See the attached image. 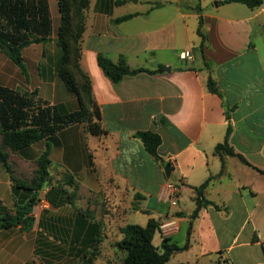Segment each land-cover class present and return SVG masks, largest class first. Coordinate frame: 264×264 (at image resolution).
<instances>
[{"label":"crops","instance_id":"obj_1","mask_svg":"<svg viewBox=\"0 0 264 264\" xmlns=\"http://www.w3.org/2000/svg\"><path fill=\"white\" fill-rule=\"evenodd\" d=\"M114 1L90 0L81 40L80 65L106 133L93 135L74 124L19 152L0 135L15 177L33 179L46 144L51 161L49 181L30 214L33 226L0 231V264L78 263L94 248L96 260H115L124 256L117 247L120 229L145 227L150 219L169 224V235L158 231L153 240L159 252L164 242L176 247L165 264H264V4L250 9L218 2L210 8L206 0H153L139 11L127 7L130 0ZM49 6V41L22 51L28 77L0 50V85L37 91L50 105L74 111L77 98L57 73V0ZM127 15L133 17L116 22ZM185 51L190 57L182 59ZM99 54L116 63L124 59L131 69H165L114 84L98 65ZM210 77L219 93L208 89ZM229 126V143L251 166L216 154ZM146 131L160 135L158 154L169 174L137 137ZM207 181L201 199L213 204L194 215L195 188ZM170 185L178 187L176 196ZM29 197L0 158V219L15 215L16 203ZM107 243L116 258L115 251L105 253Z\"/></svg>","mask_w":264,"mask_h":264},{"label":"trees","instance_id":"obj_2","mask_svg":"<svg viewBox=\"0 0 264 264\" xmlns=\"http://www.w3.org/2000/svg\"><path fill=\"white\" fill-rule=\"evenodd\" d=\"M127 1L115 0L114 3L123 5ZM57 3L61 21L56 43L62 52L57 73L66 88L76 96L79 106L77 110L70 111L63 105H50L39 97L37 91L21 92L0 85V135L3 136L4 143L14 152L48 140L59 131L74 124H84L93 135L99 136L106 133L101 124L100 109L92 93L91 80L80 65L81 40L86 24L85 13L90 0H57ZM223 3H240L255 9L263 5L264 0H223ZM132 17L133 15H127L117 19L116 22H123ZM202 22L201 18L198 34L201 37L200 48L203 53L206 37L201 31ZM52 30L49 0H0V50L20 68L26 78L28 72L22 55L23 49L33 44L47 43ZM6 47L10 49L9 52L5 51ZM97 61L104 74L114 84L120 83L128 76L140 73L156 74L165 69L164 66H159L157 70L131 69L124 59L116 63L102 54L98 55ZM208 89L213 93H219L218 86L211 77L208 79ZM231 130L229 126L224 143L218 144L215 148L216 154L222 158L223 156L237 157L245 165L251 166L229 143ZM137 137L146 150L166 169L169 164H164L158 154V148L162 142L160 135L146 131L138 133ZM0 158L6 164L15 187L30 193L26 202L16 203L15 215L8 214L0 219V231L17 225H21L23 229H30L34 224V218L30 214L38 200L39 192L49 181L50 146L46 144V149L38 158L33 179L30 182L13 175L12 166L7 162L1 148ZM208 184L209 181L195 188L198 197L194 215L202 206L213 204L211 201L201 199ZM158 231L160 232V226L154 219H150L145 227L137 224L122 227L120 229L122 239L117 243V247L124 253L122 264H165L176 247L164 242L163 251L159 252L153 241ZM188 245L187 243L183 249H186ZM97 250L94 248L87 251L82 260L83 264H93Z\"/></svg>","mask_w":264,"mask_h":264},{"label":"rangeland","instance_id":"obj_3","mask_svg":"<svg viewBox=\"0 0 264 264\" xmlns=\"http://www.w3.org/2000/svg\"><path fill=\"white\" fill-rule=\"evenodd\" d=\"M130 1H132L133 4L130 3L129 6H127V7H129V9H138L139 11H144L145 9L149 8L148 7V2L149 1H153V0H139V3L136 4V6H135V1L136 0H130ZM157 2H158V0H157ZM205 2H204V5L208 4V6L210 8H212L218 2L223 3V0H206ZM197 35H199V34H197ZM100 244H102V243H100ZM108 245H109V243L106 244L105 253L106 254H108V253L111 254L113 251H115V258H116L117 257L116 256L117 255L116 250L115 249L113 250L112 248L107 249ZM122 259H123V254L118 256V258H116L115 260H109V261H107V260H103V261L95 260L93 264H122ZM33 262H34V264H83L84 261H78V263L77 262L76 263L63 262V261H60L58 263H54L52 261H49L48 259H46V260L42 259V260H36V261L34 260Z\"/></svg>","mask_w":264,"mask_h":264},{"label":"built area","instance_id":"obj_4","mask_svg":"<svg viewBox=\"0 0 264 264\" xmlns=\"http://www.w3.org/2000/svg\"><path fill=\"white\" fill-rule=\"evenodd\" d=\"M181 57H182V59H187V58H189L190 57V52L189 51H185L184 53H182L181 54ZM170 188H171V190H172V194H174V196H176L177 195V193H178V187H173V186H171L170 185ZM172 224V223H171ZM169 224H162L161 226H160V231L162 232V234L163 235H165V236H167V235H169V231H168V229H167V226H168Z\"/></svg>","mask_w":264,"mask_h":264},{"label":"water","instance_id":"obj_5","mask_svg":"<svg viewBox=\"0 0 264 264\" xmlns=\"http://www.w3.org/2000/svg\"><path fill=\"white\" fill-rule=\"evenodd\" d=\"M5 51H8V52H9L10 49L6 47V48H5ZM166 70H167V71H170L171 69H170V68H167ZM170 170H171L170 165H167V166H166V173L169 174V173H170Z\"/></svg>","mask_w":264,"mask_h":264}]
</instances>
